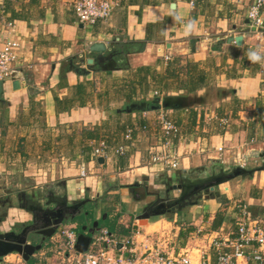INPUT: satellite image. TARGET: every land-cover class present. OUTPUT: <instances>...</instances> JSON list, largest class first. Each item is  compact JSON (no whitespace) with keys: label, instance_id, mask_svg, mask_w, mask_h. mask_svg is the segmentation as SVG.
Wrapping results in <instances>:
<instances>
[{"label":"crops","instance_id":"crops-1","mask_svg":"<svg viewBox=\"0 0 264 264\" xmlns=\"http://www.w3.org/2000/svg\"><path fill=\"white\" fill-rule=\"evenodd\" d=\"M70 1L0 0V48L14 37L22 58L0 98V189L20 173L49 180L85 168L87 176L65 179L68 199L54 196L55 209L74 207L63 222L81 232L97 221L119 234L167 223L164 249L172 254L188 249L199 230L235 231L237 202L264 217V34L247 19L252 0H119L109 20L92 25L79 21ZM237 35L241 43L230 41ZM249 51L261 61H250ZM162 111L179 127L180 167L170 172L148 163ZM101 142L102 162L93 156ZM105 189L118 200L98 204ZM163 190L178 200L165 211L174 215L142 217ZM40 201L48 200L26 204ZM8 215L0 216V234L20 222ZM191 255L198 263L196 247ZM37 261L0 254V264Z\"/></svg>","mask_w":264,"mask_h":264},{"label":"built area","instance_id":"built-area-1","mask_svg":"<svg viewBox=\"0 0 264 264\" xmlns=\"http://www.w3.org/2000/svg\"><path fill=\"white\" fill-rule=\"evenodd\" d=\"M118 4L119 0L70 1L79 21L84 25L109 20ZM247 19L262 37L264 0L251 1ZM8 25L12 27L11 23ZM20 46L19 40L9 37L0 48V81L4 86L11 83L21 71ZM170 57L166 54L164 58L169 60ZM158 122L161 135L149 150L148 163L169 172L175 171L180 167L181 159L174 140L179 127L165 111L160 112ZM130 136L129 130L126 138ZM106 149V143L101 142L93 151L94 158L105 156ZM118 152L123 153V147ZM86 175L87 170L81 168L80 176ZM236 207L235 231L223 227L206 233L199 230L192 238V245L179 254L164 249V245L168 246L171 242L170 233L161 232L155 237L153 234L158 231L145 234L139 228L131 227L128 234H119L102 226L91 233L88 249L79 252L76 243L81 225L62 222L33 256L38 257L36 264H264V217H251L247 204L242 201L237 202ZM195 247L200 254L198 263L193 261L191 255V249Z\"/></svg>","mask_w":264,"mask_h":264},{"label":"rangeland","instance_id":"rangeland-1","mask_svg":"<svg viewBox=\"0 0 264 264\" xmlns=\"http://www.w3.org/2000/svg\"><path fill=\"white\" fill-rule=\"evenodd\" d=\"M62 168H65V166H62ZM66 169L68 172L70 171L69 163L66 165ZM75 177L82 178V176H80V173L77 176L67 175V176H62V177H59L57 174L55 178L52 179L51 177L48 180L47 174L42 176L41 172L38 175L30 174L29 176H25L23 173L22 174L20 173L16 177L17 180L15 179V177L13 179H11L10 177L3 178L2 183H4L3 184L4 186H2L0 189V216L3 214H7V215L13 214L14 216L19 215V221H20L19 223H15L14 228L10 229V231L8 232L10 234V237L16 236V234L21 233L22 231H25V235L27 239L26 243H30L33 245L39 244L42 240L41 234H40L41 232L39 230L41 228H47L52 223V221H49V222L44 221L42 216L49 215L50 212L55 209L53 207V204H55V201L53 200L55 195H56L55 197H58L60 195L61 198L64 197L68 199L65 193L66 189L64 187L65 179L66 178L73 179ZM27 187L29 188L31 187L34 190V192L31 190L27 193L26 192ZM169 188L170 187H168L165 190H168ZM165 190H163L162 193H166V198L170 199V196H169L170 194H167L168 191L164 192ZM137 191H138L137 193L143 195L142 193L144 192V190L142 188L138 189ZM116 195H117L116 193H111L105 189L101 192L100 196H97L95 199L97 200L98 204H100L101 202H106L107 200H109V197H112L118 200L119 196H116ZM87 197H88V194L86 193V198ZM28 198L33 199L34 201H38L41 199H46L48 201L46 202L40 201V203H36L32 207H28V205L26 204V199ZM76 199L78 202L81 201V199H78V198ZM158 199L159 197L156 198V200ZM73 209H74L73 206L68 207V213L72 212ZM24 210L28 211L29 214L24 212ZM31 213H32V218L30 220L29 217L31 216ZM172 214L174 215L173 211H171V213L170 211H167V213L162 215L163 217L156 216L153 218V220L158 219V218L170 219V215ZM73 219L78 220L77 217ZM28 221H31L30 223H34V225L32 224L27 225ZM140 223H143V222H140ZM166 225L168 224L165 223L164 225H162V223H158L152 228H150L154 231H158V233H154L153 236L156 237L159 233L166 232L167 230L165 228Z\"/></svg>","mask_w":264,"mask_h":264},{"label":"water","instance_id":"water-1","mask_svg":"<svg viewBox=\"0 0 264 264\" xmlns=\"http://www.w3.org/2000/svg\"><path fill=\"white\" fill-rule=\"evenodd\" d=\"M249 21V20H248ZM233 40L236 43L242 42V35L233 36L230 38V41ZM93 60L89 59V63H92ZM15 85L20 86V82L18 80H15L13 82V87ZM7 89L6 86L3 85L2 81H0V98L2 97L3 92ZM14 89H16L14 87ZM167 102L170 101V99H166ZM166 101L163 100L164 105L166 104ZM99 161L102 162L103 158H99ZM244 170L242 167L237 168L235 170V174H239ZM182 188L181 184H174L173 189H180ZM197 189L198 186H195ZM158 204L156 207L153 208V210H149V212L144 213L142 217H150L152 215L158 216L165 213L166 209H172L175 210V204L178 202V200H173L171 202L169 199L166 198L165 193H162L160 198L156 201ZM155 202V203H156ZM50 217H53V221L44 230L40 231L43 234V238L41 242L37 245H33L30 243H26V236H23L25 234V231H22L19 234H16V236L10 237L9 233H2L0 234V254H6L9 251H17L19 252L25 260H28L36 251L40 250L42 248L43 242L51 236L58 226L64 221L66 217V212L64 213L60 209H54L50 212V214L46 217L47 220L51 219ZM99 227L98 222H94L93 226L89 227L88 225L82 226V231L79 232L76 248L79 252H85L88 249V246L91 242V233L95 230V228ZM23 236V238H21Z\"/></svg>","mask_w":264,"mask_h":264},{"label":"clouds","instance_id":"clouds-1","mask_svg":"<svg viewBox=\"0 0 264 264\" xmlns=\"http://www.w3.org/2000/svg\"><path fill=\"white\" fill-rule=\"evenodd\" d=\"M186 27L190 29L191 25H188ZM247 55H248V59L252 62H259L262 59L261 55L256 51H249Z\"/></svg>","mask_w":264,"mask_h":264},{"label":"flooded vegetation","instance_id":"flooded-vegetation-1","mask_svg":"<svg viewBox=\"0 0 264 264\" xmlns=\"http://www.w3.org/2000/svg\"><path fill=\"white\" fill-rule=\"evenodd\" d=\"M68 209V208H67ZM147 212H149V211H147ZM67 213H68V211H67ZM47 215L46 216H42V218L44 219V221H46L47 220ZM54 219H49V220H47L48 222L49 221H53ZM23 236H26L25 234H23ZM23 236L21 237V238H23ZM41 237H43V234L41 235Z\"/></svg>","mask_w":264,"mask_h":264},{"label":"bare ground","instance_id":"bare-ground-1","mask_svg":"<svg viewBox=\"0 0 264 264\" xmlns=\"http://www.w3.org/2000/svg\"><path fill=\"white\" fill-rule=\"evenodd\" d=\"M8 85V84H7ZM7 85H6V87H7Z\"/></svg>","mask_w":264,"mask_h":264}]
</instances>
